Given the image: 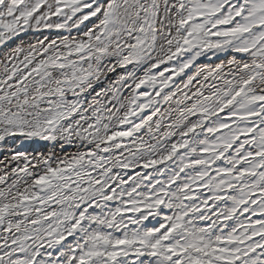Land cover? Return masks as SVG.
Wrapping results in <instances>:
<instances>
[{"label": "snow or ice", "instance_id": "1", "mask_svg": "<svg viewBox=\"0 0 264 264\" xmlns=\"http://www.w3.org/2000/svg\"><path fill=\"white\" fill-rule=\"evenodd\" d=\"M0 152V264H264V0H0Z\"/></svg>", "mask_w": 264, "mask_h": 264}]
</instances>
